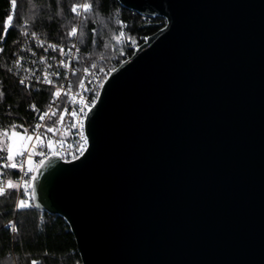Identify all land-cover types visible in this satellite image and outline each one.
Returning a JSON list of instances; mask_svg holds the SVG:
<instances>
[{"label":"water","instance_id":"obj_1","mask_svg":"<svg viewBox=\"0 0 264 264\" xmlns=\"http://www.w3.org/2000/svg\"><path fill=\"white\" fill-rule=\"evenodd\" d=\"M116 1L164 26L103 81L82 154L33 172V208L81 264H264V0Z\"/></svg>","mask_w":264,"mask_h":264},{"label":"trees","instance_id":"obj_2","mask_svg":"<svg viewBox=\"0 0 264 264\" xmlns=\"http://www.w3.org/2000/svg\"><path fill=\"white\" fill-rule=\"evenodd\" d=\"M88 3L91 8L77 16L73 5ZM13 16L11 22L7 21ZM8 23V31L4 25ZM164 26L159 17L144 18L121 7L116 0H0V129L18 126L17 131L30 130L44 110L50 91L26 89L10 72L11 58L23 31H34L46 39L67 42L70 39L83 50L84 60H99L100 66L114 68L118 61L132 54L131 46L141 43ZM77 28L75 36L68 33ZM123 32L124 35L120 36ZM119 37V40L116 38ZM135 41V43H132ZM35 105V110L31 108ZM0 139H5L0 137ZM6 149V144H0ZM0 156H6L0 152ZM5 161L0 159V165ZM1 179L13 180L15 169L0 168ZM17 195L0 197V264H81L75 241L64 220L31 207L15 210ZM13 222L17 231H12Z\"/></svg>","mask_w":264,"mask_h":264},{"label":"built area","instance_id":"obj_3","mask_svg":"<svg viewBox=\"0 0 264 264\" xmlns=\"http://www.w3.org/2000/svg\"><path fill=\"white\" fill-rule=\"evenodd\" d=\"M35 33V36L32 35ZM71 37V36H70ZM146 38L140 37L141 43ZM135 43L131 46L132 52L141 44ZM49 45H56V50L53 51ZM75 46V47H73ZM60 48L64 49V53L61 54ZM0 49H2L0 42ZM19 60V66L16 65V61ZM61 61L64 63L61 64ZM99 60H93L86 62L84 60V54L82 48L72 41L71 39L67 42H58L50 39H46L34 31L25 30L21 33L19 41L13 52L11 58L10 72L16 79L19 85L26 89H46L50 91L48 100L45 104L44 110L40 113L39 117L48 112L49 115L45 116L43 120L39 117L34 122L33 127L28 130L29 135H33V130L41 134V141L46 145L47 139H52L56 143L54 150L57 151L58 155L63 161H70L78 157L80 152V146L83 144V151L86 147L84 143V113L90 109L94 104L99 94V90L103 81L108 77L111 69L108 65L100 66ZM123 60L118 61V64ZM96 67L93 68L92 65ZM65 65H67L65 67ZM84 69H88L85 73ZM103 69V71H101ZM75 73V74H73ZM45 74L48 75L49 79L52 80V84L43 82ZM24 79L25 84H21L20 80ZM80 80L84 81V88L79 87ZM63 85L62 94L53 103V93L57 87ZM71 85V91L69 92V86ZM75 97V103L71 102L70 97ZM51 105V108H49ZM83 106V113L80 111ZM33 109V107H31ZM77 112V116L73 117L71 113ZM55 113L52 115L51 113ZM63 115V120H60ZM57 121H60L57 123ZM40 124L42 127L37 128ZM76 124V127H72ZM53 128L54 132H48L47 128ZM35 143V136L33 135V141ZM35 152H45L47 155L42 157L40 155H33V167L41 160L52 155L48 151L47 147L37 145ZM24 157H18L17 160H23ZM17 174L13 178L14 182L20 181L23 173L19 170V167L15 169ZM34 172V171H33ZM32 173L29 176H32ZM1 179V178H0ZM28 179V177H24ZM6 184L7 179H2ZM10 180V179H9ZM14 191L18 198H22L23 189L19 192ZM32 204V201H30Z\"/></svg>","mask_w":264,"mask_h":264},{"label":"snow or ice","instance_id":"obj_4","mask_svg":"<svg viewBox=\"0 0 264 264\" xmlns=\"http://www.w3.org/2000/svg\"><path fill=\"white\" fill-rule=\"evenodd\" d=\"M11 7L13 9H15L17 7V0H11ZM91 8V5L88 3H84L83 5H73V7L71 8L72 13L76 14L77 16H79L81 14V9L83 10V12H88ZM13 20V16L9 15L7 17V21L11 22ZM9 28V24L6 23L4 25V31L7 32ZM77 28L73 27L71 29V31L68 33L69 36H75L77 34ZM33 36H35V33H32ZM124 33L121 32L120 36H123ZM2 38V37H0ZM117 40H119V37L116 38ZM132 43H135V41H132ZM50 48H52L53 51L56 50V45H49ZM75 47V46H73ZM0 51H2V49H0ZM59 51L61 52V54L64 53V49L60 48ZM16 65L19 66L20 61L17 60ZM64 62L61 61V64H63ZM67 65H65L66 67ZM93 68L96 67L95 64L92 65ZM85 73L88 72V69H84ZM101 71H103V69H101ZM110 71H114V69H111ZM75 74V73H73ZM43 82L47 83V84H52V80L49 79L48 75L45 74L44 78H43ZM21 84H25V80L21 79L20 80ZM63 85H60L59 87H57L56 91L53 93V103H55V101L57 99H59V97L62 94V89H63ZM79 87L81 89L84 88V81L80 80L79 83ZM68 91H71V85L69 86ZM4 93L2 91H0V97H3ZM71 102L75 103V97L72 96L70 97ZM31 107H33V110H35V105H32ZM49 108H51V105H49ZM80 111L83 113V106L81 107ZM52 115H55V113H51ZM49 113L45 112L43 113L39 119L43 120L45 118V116H48ZM71 115L73 117L77 116V112L73 111L71 113ZM84 115H87V113H84ZM60 120H63V115H61ZM60 121H57V123H59ZM18 127H22V126H18V125H11V133L9 134V130L4 128V129H0V137H4L7 138L5 139H0V144H6L7 147L6 149L3 147H0V152H5L6 151V156H0V159L4 160L5 162L3 163V165H0V168H4V169H17L19 167V170L23 173V176L21 177L20 181L18 182H14L13 180H7L6 184L3 182L2 179H0V197H6V198H10V190H16L17 192H19L21 189H23V194H22V198H18L17 203L15 205V210H21V209H26L31 207L30 201L34 200V192L32 191L33 189V181L36 179V176H29L30 173H32L35 170H38L39 168L44 167L45 161L44 159H41L36 165L35 168L33 167V155H40L42 157H45L47 155V153L45 152H35V149L37 147V145H41V146H45L47 147L48 151L52 153V156L55 157L58 153L57 151L54 150L55 148V144L56 143H61L62 141L59 142H55L52 139H47V143L46 145L44 144L43 141H41V134L36 132V130H33V135L35 136V143H29L31 141H33V135H29L28 134V129H24V133L21 134L17 131ZM37 128L42 127V125L38 124L36 126ZM72 127H76V124H73ZM48 132H54V129L49 127L47 128ZM84 143H86V140L84 141ZM32 150H29V149ZM80 152L82 154L83 152V144L80 146ZM17 157H24L23 160H17ZM51 163V161H49ZM3 173H0V176H2ZM24 177H28V179H24ZM9 227L11 228L12 231H17V228L15 227L13 222L9 223ZM31 264H38L37 261L33 260L31 262Z\"/></svg>","mask_w":264,"mask_h":264},{"label":"rangeland","instance_id":"obj_5","mask_svg":"<svg viewBox=\"0 0 264 264\" xmlns=\"http://www.w3.org/2000/svg\"><path fill=\"white\" fill-rule=\"evenodd\" d=\"M19 133H21V134H23L24 132H22V131H18ZM11 132H9V134H10ZM7 139V138H6ZM29 143H31V142H29ZM6 147H7V145H6ZM29 150H32L31 148L29 149ZM18 158V157H17ZM16 158V159H17Z\"/></svg>","mask_w":264,"mask_h":264}]
</instances>
